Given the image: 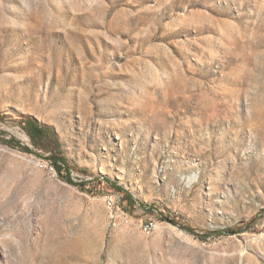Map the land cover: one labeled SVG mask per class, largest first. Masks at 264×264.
Wrapping results in <instances>:
<instances>
[{
    "label": "rangeland",
    "instance_id": "374dc122",
    "mask_svg": "<svg viewBox=\"0 0 264 264\" xmlns=\"http://www.w3.org/2000/svg\"><path fill=\"white\" fill-rule=\"evenodd\" d=\"M0 137V264H264V0H0Z\"/></svg>",
    "mask_w": 264,
    "mask_h": 264
},
{
    "label": "trees",
    "instance_id": "16d2710c",
    "mask_svg": "<svg viewBox=\"0 0 264 264\" xmlns=\"http://www.w3.org/2000/svg\"><path fill=\"white\" fill-rule=\"evenodd\" d=\"M24 128L27 131V133L29 134L33 144L39 148V149H48L47 148V142L48 140L54 136V132L52 130V128L50 126H47L45 124L40 123L38 120L28 117L25 119L24 121ZM0 140L1 139L0 137ZM6 143L12 145V146H19L21 147L23 150L31 152L32 149L28 146V145H22L19 141H17L16 139H7L5 140ZM51 161H52V167L55 168L56 170L61 171L63 169L62 164L64 165V168L66 170V178L67 180H69L71 183L77 185L78 183L75 182L73 180V178L71 177V172L70 169L68 167V162L64 159H61L59 157H55V155H52L51 157ZM111 184L119 191H122V188L114 185L113 182H111ZM125 196H127V199H130V195L128 194V192L125 193ZM225 232H228L230 234H234L236 233V231L233 230H224ZM215 232L220 233L222 232V230H216Z\"/></svg>",
    "mask_w": 264,
    "mask_h": 264
},
{
    "label": "built area",
    "instance_id": "2783aa9c",
    "mask_svg": "<svg viewBox=\"0 0 264 264\" xmlns=\"http://www.w3.org/2000/svg\"><path fill=\"white\" fill-rule=\"evenodd\" d=\"M105 200H110V210L113 215V223L112 225H117L119 222V218L125 217V211L122 209V195L120 193H111L105 195ZM154 221V220H151ZM148 223L145 224V229H148Z\"/></svg>",
    "mask_w": 264,
    "mask_h": 264
}]
</instances>
